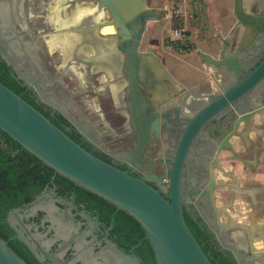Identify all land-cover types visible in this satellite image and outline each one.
I'll return each instance as SVG.
<instances>
[{
  "label": "water",
  "instance_id": "water-1",
  "mask_svg": "<svg viewBox=\"0 0 264 264\" xmlns=\"http://www.w3.org/2000/svg\"><path fill=\"white\" fill-rule=\"evenodd\" d=\"M98 1L112 15L107 23L116 24V56L119 58L116 73H125L131 78V107L133 105L134 123L141 136L142 151L148 144L151 132L156 131L158 134L160 128V119L153 120L151 117L153 113L149 109L146 91L156 100L171 102L174 96L188 92L186 86L162 62L158 52L152 47L141 50L148 23L168 16V5L160 7L151 0ZM235 3L240 20L247 26L246 38L234 46L227 42L217 56L199 50L203 62L214 68L225 67L231 76L225 83L217 82L214 90L218 92L205 91L198 96L197 107L188 109L176 154L174 159L169 160L172 165L170 199L145 180L84 148L0 81V129L52 166L56 172L135 216L153 245L157 264H212L186 222L180 190L188 153L198 135L206 137L212 149V165L209 175L202 181L204 189L201 190V196L210 203L212 217L197 200L200 212L216 238L232 252L239 264H264V255L259 254L261 248L256 245L252 226L236 221L232 215V212L236 215L242 212L237 211L234 205L236 197L243 194L237 189L238 181L232 183L218 179V171L226 177L237 179L225 169L220 159L227 152L237 159L235 140L244 141L256 122L264 120V4L255 1L254 13L246 14L242 10L241 0H235ZM5 57L14 64L7 54ZM15 67L18 68L17 65ZM138 78L144 80L145 90L139 87ZM62 112L80 127L68 112L64 109ZM80 129L88 136L86 130ZM159 181L162 183L163 177ZM227 190L232 191L229 193ZM220 191H224V194ZM228 196V202L218 203L219 197L227 199ZM51 200L61 203L60 199ZM42 203L44 208H48V203ZM38 205L33 207L34 210ZM14 211L20 212L22 208H15ZM14 217L11 219L12 227L20 233V239L40 262L64 264L62 254H39L38 244L32 243L28 236L18 230ZM68 237L64 235L66 242L70 243L72 238ZM109 246L121 264H141L140 256L125 253L111 241ZM0 264L28 263L0 237Z\"/></svg>",
  "mask_w": 264,
  "mask_h": 264
},
{
  "label": "flooded vegetation",
  "instance_id": "flooded-vegetation-1",
  "mask_svg": "<svg viewBox=\"0 0 264 264\" xmlns=\"http://www.w3.org/2000/svg\"><path fill=\"white\" fill-rule=\"evenodd\" d=\"M151 1L157 6H164L160 5V0ZM166 1L169 11L180 9L179 14L163 18L169 26L168 31L176 27L188 30V26L200 24L199 21L206 19L211 8V0ZM79 7L84 11L74 17V21L70 20L74 10ZM111 18L109 9L98 0H0V59L12 67L11 73L16 74L26 86V91H30L31 97L44 110L51 115L57 112L65 115L62 112L64 109L88 132L86 136L65 115L73 123L76 136L87 150L145 180L170 199L172 165L169 160L174 159L176 154L187 113L199 103L198 94L191 87L184 95L174 96L171 102L156 100L146 91L149 109L153 113L151 117L153 120L160 119V128L158 134L151 132L147 146L140 151L141 136L134 123L133 105L131 107V78L125 73H116V63L119 61L116 56V24L107 23ZM55 37L70 38L65 41V65L58 63L56 54L61 51L55 47ZM170 37L169 34L168 40ZM142 44L141 50L152 47L168 67L166 59L155 48L154 38L150 39L145 49H142ZM6 54L14 64L9 63ZM65 67H71L75 74L83 78L81 91L67 95L62 93V90H66L62 80ZM138 81L139 87L145 90L144 80L138 78ZM29 84L32 86L29 87ZM74 96L88 98L89 102L83 106L86 112L77 115L69 111V103L77 104ZM94 105L105 113H100L103 117L94 118L87 112ZM110 111L114 113L113 118L106 116ZM211 155L207 138L198 135L191 144L180 187L183 208L192 216L203 217L196 204L199 200L212 217L208 199L201 196L204 189L202 181L209 175L212 165ZM161 177L162 183L159 181ZM51 199H60L61 203L52 202ZM43 201L48 203V208L43 207ZM36 205L38 207L34 210ZM17 208H22V211L15 212L13 208L4 215V222L14 230L10 239H19L24 243L20 233L11 225V219L15 216L13 220L18 230L28 236L32 243L38 244L39 254H62L64 264H121L109 241L129 255L140 256L136 251L137 244L121 245L113 219L109 223L103 221L96 209L78 202L74 192L62 191L53 182L48 183L32 202ZM64 235L71 237L72 241L67 243ZM210 237V252L215 248L226 251L227 248L216 242L213 234ZM141 264H144L143 259Z\"/></svg>",
  "mask_w": 264,
  "mask_h": 264
},
{
  "label": "trees",
  "instance_id": "trees-1",
  "mask_svg": "<svg viewBox=\"0 0 264 264\" xmlns=\"http://www.w3.org/2000/svg\"><path fill=\"white\" fill-rule=\"evenodd\" d=\"M11 69L12 67L5 60L0 59V81L21 95L81 144L78 136H76L73 123L61 112L51 115L49 111L44 110L31 97L30 91H26V86L16 77V74L11 73ZM50 182L60 186L62 191L74 192L76 200L86 204L91 209H96L103 221L109 223L113 219L121 245L128 243L131 246L140 243L136 251L142 257L144 264H157L153 245L146 238V230L135 216L125 209H118L115 203L77 185L72 179L56 172L52 166L0 129V237L6 240L24 261L28 264H49L40 262L29 247L19 239H10L14 230L10 228L8 223L4 222V215L13 208L32 202ZM184 217L212 264H239L229 249L221 251L215 248L212 252L209 251L211 249L209 238L212 234L216 242L220 243V241L208 227L203 217L192 216L185 210Z\"/></svg>",
  "mask_w": 264,
  "mask_h": 264
},
{
  "label": "crops",
  "instance_id": "crops-1",
  "mask_svg": "<svg viewBox=\"0 0 264 264\" xmlns=\"http://www.w3.org/2000/svg\"><path fill=\"white\" fill-rule=\"evenodd\" d=\"M255 1L264 4V0H241L243 12L254 13ZM166 3V0H160L161 6ZM199 22L203 24L200 23L188 29L197 36L195 42L199 46L198 49L186 53L181 58V65H175L176 71L175 68L173 70L169 68L187 90L194 87L198 96L209 90L218 92L214 90L217 82L225 83L231 76L230 71L225 67L214 68L207 62H203L199 50L202 49V51L217 56L227 42L234 46L244 41L247 31L246 24L240 20L236 12L235 0H211L208 16L204 21ZM235 141L238 158L234 159L227 152L222 155L220 162L237 179L226 177L219 171L218 179L232 183L238 181L237 189L243 194L236 197L234 205L237 211L242 212L240 215L232 212L233 218L252 226L256 245L261 248L259 254L264 255V120L256 122L255 127L247 133L244 141ZM224 191L220 193L224 194ZM227 191L231 193L232 190ZM228 200L229 196L227 199L219 197L218 203L222 204Z\"/></svg>",
  "mask_w": 264,
  "mask_h": 264
},
{
  "label": "rangeland",
  "instance_id": "rangeland-1",
  "mask_svg": "<svg viewBox=\"0 0 264 264\" xmlns=\"http://www.w3.org/2000/svg\"><path fill=\"white\" fill-rule=\"evenodd\" d=\"M167 25H168L167 22L163 19H161L160 21H150L147 26V31L145 34V40L142 44V49H145L147 45L150 43V39L154 38L156 40V45H155L156 50L159 51V53L163 56V58L166 59L167 65L169 66L171 70H173L175 68V65L177 66L181 65L182 63L181 58L186 53H189L191 51L186 52V53H181L175 47H173V45L169 43V40H168L169 34L171 35L173 31L171 30L168 31L167 29L169 28V26L167 27ZM188 27L192 29L191 26H188ZM189 34H191V39L196 40L197 36H195V34H192L191 30ZM59 50L61 51V49ZM61 53L58 51L56 54L58 57V61H59L58 63L61 64L63 62V64L65 65L66 62L63 61V57H65L64 56L65 54H63L62 51ZM59 56L62 57V59ZM176 70L177 69L175 68V71ZM63 71H64V75L62 77V80L66 84V90H62V93L64 95H67L70 93L75 94L78 91H81L82 82H83L82 77L80 75L75 74L74 70L71 69V67H65ZM74 99L78 100L77 104L74 105V103H69L68 104L69 111L77 115H80L82 112H86L83 106L89 102L88 98H86V96L79 97V98L74 96ZM87 112H90L91 117H94V118L103 117L100 115V113L105 114L99 111L98 108H95V105L91 106V108L88 109ZM106 116L113 118L114 117L113 111H110Z\"/></svg>",
  "mask_w": 264,
  "mask_h": 264
},
{
  "label": "built area",
  "instance_id": "built-area-1",
  "mask_svg": "<svg viewBox=\"0 0 264 264\" xmlns=\"http://www.w3.org/2000/svg\"><path fill=\"white\" fill-rule=\"evenodd\" d=\"M179 13L180 9L174 8L168 12V16L177 15ZM189 32L190 31L187 29L182 30L179 27L174 28L169 43L181 53L197 50L199 46L194 39H191V34H189Z\"/></svg>",
  "mask_w": 264,
  "mask_h": 264
},
{
  "label": "bare ground",
  "instance_id": "bare-ground-1",
  "mask_svg": "<svg viewBox=\"0 0 264 264\" xmlns=\"http://www.w3.org/2000/svg\"><path fill=\"white\" fill-rule=\"evenodd\" d=\"M78 6V5H77ZM54 7V6H53ZM82 7H83V5H82ZM74 8L75 10H74V12H73V17L70 19V20H73L74 19V17H76L77 15H80L83 11H84V8ZM87 8H88V6H87ZM70 15V14H69ZM103 17V16H102ZM57 21V20H56ZM74 21V20H73ZM56 24H57V22H56ZM55 25V24H54ZM110 28V27H109ZM75 37V36H74ZM70 38H67L66 39V37H64V38H54V41L56 42L55 44V47L56 48H59V49H61V51L63 52V54H65V56L67 55V48H66V45L67 44H65L66 42L65 41H68ZM72 39H73V37H72ZM79 71V70H78ZM83 79V78H82Z\"/></svg>",
  "mask_w": 264,
  "mask_h": 264
}]
</instances>
